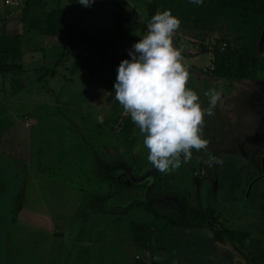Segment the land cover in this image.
<instances>
[{
	"label": "rangeland",
	"instance_id": "rangeland-1",
	"mask_svg": "<svg viewBox=\"0 0 264 264\" xmlns=\"http://www.w3.org/2000/svg\"><path fill=\"white\" fill-rule=\"evenodd\" d=\"M44 1L46 10L59 4L84 31L114 41L104 56L83 60L81 46L65 56L58 37L25 38L21 64L27 85L13 94L11 79L0 76V264H264L255 257L256 249H264V80L206 72L217 41L234 40L228 25L203 34L180 27L174 35V46L184 45L187 87L201 107L209 106V89H222V98L215 115L204 118L207 151L193 150L188 163L162 174L147 161L136 126L135 140H123L121 125L130 116L113 89L118 65L130 59L127 50L147 33V24L141 28L149 0H94L90 7L76 0L74 8L73 0ZM25 5L0 0L7 31ZM208 152L223 164L208 167ZM109 164L145 178L147 194L158 202L141 188L130 194L128 187L117 190L113 179L105 181ZM139 203L157 208L159 218L134 207ZM190 206L212 207L220 218L215 228L249 232L250 239L215 242L207 227L188 220ZM152 218L172 226L173 233L153 231L148 253L133 246L128 225Z\"/></svg>",
	"mask_w": 264,
	"mask_h": 264
},
{
	"label": "trees",
	"instance_id": "trees-1",
	"mask_svg": "<svg viewBox=\"0 0 264 264\" xmlns=\"http://www.w3.org/2000/svg\"><path fill=\"white\" fill-rule=\"evenodd\" d=\"M27 0H20L24 3L21 9L20 31L6 34L4 31L3 18L0 15V76H7L11 79L12 93H18L27 85V77L22 66V36L36 34L41 36L58 37L63 39V52L66 56L75 46H81L80 59L97 55H105L111 48L113 37H99L90 35L79 26V21L73 16H68L62 6L57 4L46 10L45 2L38 0L39 6H29ZM73 0L72 7L76 6ZM22 5V4H21ZM36 10H33V8ZM32 9V10H31ZM171 10L172 15L177 17L183 29H192L199 34L211 33L222 23L228 25V30L234 34L231 42L224 37L214 45L210 66L206 72L220 79L234 80H264V0H204L200 6L190 4L188 0H149L146 2L147 16L142 24V32L146 29V24L153 15L164 10ZM139 39H134L138 41ZM63 55V54H62ZM46 73L42 74V77ZM41 77V78H42ZM121 136L124 141L135 140V124L130 117L125 118L122 123ZM104 174L107 179H113L117 185V190L122 187L134 189L141 188L144 195H149L148 183L145 178L137 179L131 173H125L122 167L115 165H105ZM125 176L128 182L122 179ZM124 177V178H125ZM157 179V178H156ZM117 193V192H116ZM106 196L110 200L116 194ZM157 195H149V198ZM20 196L15 200L13 212L14 221L18 212ZM103 200L98 201L100 204ZM131 203V202H130ZM97 204V206H98ZM134 206V205H133ZM134 207H141L156 220L159 218L157 208L149 205L135 204ZM132 220L128 228L131 234V241L135 248L144 252L151 250V236L153 231H160L164 234H172V226L168 229L155 220ZM187 218L198 227H207L212 233L215 242L228 240L231 243L240 244L250 239V233L245 231L230 230L221 226L215 228L220 218L215 214L212 207L201 210L198 207L190 206L187 211ZM160 220V219H159ZM257 259H264V249L258 248L255 251ZM135 264H152L145 261H135Z\"/></svg>",
	"mask_w": 264,
	"mask_h": 264
},
{
	"label": "clouds",
	"instance_id": "clouds-1",
	"mask_svg": "<svg viewBox=\"0 0 264 264\" xmlns=\"http://www.w3.org/2000/svg\"><path fill=\"white\" fill-rule=\"evenodd\" d=\"M90 7L94 0H78ZM200 6L204 0H188ZM180 20L171 10L157 12L147 23V33L131 49L130 59L118 65L113 85L114 98L139 129L147 161L160 173L169 174L192 159L193 150L207 151L210 141L203 137L205 116L215 115L222 89L204 93L209 106L202 108L198 94L187 87L188 67L177 48L174 35ZM112 93H107L111 95ZM139 151V145L133 149ZM208 167L222 165V159L208 152Z\"/></svg>",
	"mask_w": 264,
	"mask_h": 264
},
{
	"label": "crops",
	"instance_id": "crops-1",
	"mask_svg": "<svg viewBox=\"0 0 264 264\" xmlns=\"http://www.w3.org/2000/svg\"><path fill=\"white\" fill-rule=\"evenodd\" d=\"M21 14V13H20ZM6 21H7V19H6ZM19 22H20V18L18 19V21H17V23H16V27L14 26V29L12 30V31H7V29H6V27H5V21L3 22V24H4V31H5V33L6 34H12V33H14V32H19L20 31V25H19ZM36 36H38V37H42L41 35H36V34H30L29 36H22V49H23V41H24V39L25 38H35ZM248 115H251V112L250 111H247L246 112ZM262 143H264V136H262ZM250 237H251V235H250Z\"/></svg>",
	"mask_w": 264,
	"mask_h": 264
},
{
	"label": "water",
	"instance_id": "water-1",
	"mask_svg": "<svg viewBox=\"0 0 264 264\" xmlns=\"http://www.w3.org/2000/svg\"><path fill=\"white\" fill-rule=\"evenodd\" d=\"M125 176H122V179L125 181V182H128V179L125 177Z\"/></svg>",
	"mask_w": 264,
	"mask_h": 264
},
{
	"label": "built area",
	"instance_id": "built-area-1",
	"mask_svg": "<svg viewBox=\"0 0 264 264\" xmlns=\"http://www.w3.org/2000/svg\"><path fill=\"white\" fill-rule=\"evenodd\" d=\"M6 3H7V1H6Z\"/></svg>",
	"mask_w": 264,
	"mask_h": 264
}]
</instances>
